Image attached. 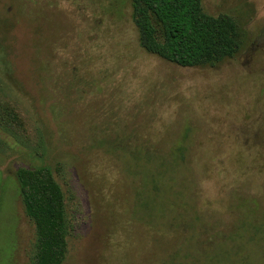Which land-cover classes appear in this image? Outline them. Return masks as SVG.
<instances>
[{
  "label": "rangeland",
  "instance_id": "rangeland-1",
  "mask_svg": "<svg viewBox=\"0 0 264 264\" xmlns=\"http://www.w3.org/2000/svg\"><path fill=\"white\" fill-rule=\"evenodd\" d=\"M201 7L238 52L180 67L130 0H0V264H34L17 172L42 167L61 264H264V0Z\"/></svg>",
  "mask_w": 264,
  "mask_h": 264
},
{
  "label": "trees",
  "instance_id": "trees-1",
  "mask_svg": "<svg viewBox=\"0 0 264 264\" xmlns=\"http://www.w3.org/2000/svg\"><path fill=\"white\" fill-rule=\"evenodd\" d=\"M130 1L139 44L147 53L180 67H194L213 66L238 52L235 22L227 15L204 13L201 0ZM174 151L183 156L179 146ZM17 181L24 212L36 228L34 264H61L67 222L59 187L46 167L20 169Z\"/></svg>",
  "mask_w": 264,
  "mask_h": 264
}]
</instances>
